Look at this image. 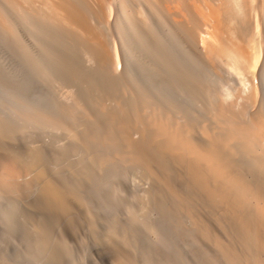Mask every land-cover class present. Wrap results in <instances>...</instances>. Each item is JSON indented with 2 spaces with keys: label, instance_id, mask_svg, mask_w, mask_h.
Returning <instances> with one entry per match:
<instances>
[{
  "label": "bare ground",
  "instance_id": "1",
  "mask_svg": "<svg viewBox=\"0 0 264 264\" xmlns=\"http://www.w3.org/2000/svg\"><path fill=\"white\" fill-rule=\"evenodd\" d=\"M46 1L63 25L0 0V264H65L78 225L134 264H264V0Z\"/></svg>",
  "mask_w": 264,
  "mask_h": 264
},
{
  "label": "rangeland",
  "instance_id": "2",
  "mask_svg": "<svg viewBox=\"0 0 264 264\" xmlns=\"http://www.w3.org/2000/svg\"><path fill=\"white\" fill-rule=\"evenodd\" d=\"M32 3H30V5L32 6H28V7H31V11L33 13H35V9L36 8H41L43 14L46 15V17H48V21L46 20V23L48 25V27H50L51 25L53 26L54 25H57V23H60V25H63L64 23V20L61 19V15L60 13H57L56 11V8L54 7L53 4H51L50 2L46 1V0H40L37 2V0H31ZM42 1V3H41ZM91 1V6L94 10H97L98 9V6H99V3L97 0H90ZM179 1V0H178ZM192 1V2H191ZM194 0H190L189 1V8H197V6H201L200 5L201 3H203L202 1L200 2V0H196V2H193ZM199 1V2H198ZM37 2V3H36ZM144 4H143V3ZM39 3V4H38ZM139 3V10H138V14H139V19L142 20V19H146V21L148 20V23L152 26V24L150 23L148 17H147V11H146V4H147V1L146 0H141ZM194 3V5H193ZM199 3V4H198ZM38 4V5H37ZM198 4V5H197ZM29 5V4H27ZM193 6V7H192ZM198 6V7H199ZM196 8L194 9L195 11H198L199 8H197L198 10H196ZM200 9H203L200 8ZM132 9L129 8V11H128V14L130 16L134 15L131 11ZM98 11V10H97ZM100 11V10H99ZM207 13V12H206ZM205 13V14H206ZM209 15V14H208ZM208 18H211L210 16H207ZM44 18V17H43ZM142 18V19H141ZM51 20V21H50ZM211 20V19H209ZM31 21L33 23H31ZM53 21V22H52ZM28 22H30L31 24H33L34 28L36 29H39L41 30V32L43 33V31H46L45 30V23L44 24H41L40 26L37 25L33 19H29ZM52 22V23H51ZM163 22V20H162ZM59 25V27H61ZM39 27V28H38ZM205 27V26H204ZM44 29V30H43ZM78 30V29H77ZM81 34V33H80ZM171 34L176 36L177 34H173V32L171 31ZM259 51V48L257 49ZM3 57L2 56V60H3ZM7 58V57H6ZM6 60V62H5ZM5 63H8V58L7 59H4L3 60ZM68 89V88H66ZM5 91L6 89H2V92L5 94ZM129 177L126 181V183H124V185L126 184L127 185V189L129 190V188L132 187L133 185V188L132 191L134 192H126V190L123 192L125 193L123 195L124 197V201H125V204L127 207H129V209L133 212H136L139 216H141L142 218H145L147 216H154L156 214L155 212V209L153 210V208H156L157 206L155 205V203L153 201H150L148 198H147V195L145 196L144 194H146L145 189H147V187H149V182L147 181V178L141 176L142 173H139L137 171L136 173V170L134 169H131L129 171ZM130 185V187L128 188V184ZM132 183V184H131ZM125 185V186H126ZM135 185H137L136 187H134ZM143 187V188H142ZM137 190H136V189ZM142 188V189H141ZM136 190V191H135ZM141 192V193H140ZM134 195V196H133ZM4 196H5V193H4ZM128 196V197H127ZM142 196V197H141ZM5 198L7 199H10L8 198L7 196H5ZM24 199V200H23ZM27 199L25 198H22V202L21 204L23 205H27L28 202H26ZM28 201V200H27ZM144 201V202H143ZM147 201V202H146ZM7 202V201H5ZM24 202V203H23ZM26 202V204H25ZM151 202V203H150ZM20 204V206H21ZM97 204V203H96ZM95 204V208L97 207V210L99 212H101L102 214L105 215L104 211L101 210L102 208L99 205V203L96 205ZM145 206V207H144ZM156 206V207H155ZM25 210V207L22 206ZM133 207V208H132ZM100 208V210H99ZM103 211V212H102ZM143 211V212H142ZM114 213V212H113ZM144 213V214H143ZM141 214V215H140ZM147 214V215H146ZM146 215V216H145ZM107 217V216H106ZM108 220H111L113 218V215L109 216L108 215ZM148 218V217H147ZM80 227V225H78V228ZM76 228L75 229V232H73V235L69 240L72 241L73 243H71L69 241V244L68 246H66V248L64 249V253H66L69 257H64V259L66 258V261L65 264H134L135 262V259L131 257V252L128 250V249H125L124 246H121V244H119V242H115L114 244H111L109 243L107 240H106V236L104 237L103 233L100 235L101 237L98 239L95 237V231L93 228H90L88 225L84 226V230L80 232V229ZM97 228V227H96ZM86 230V231H85ZM98 231V229H97ZM97 231H96V236H99L97 234ZM78 232V234H77ZM87 232V233H86ZM79 237H77L76 235ZM105 234V233H104ZM70 235V236H71ZM75 235V236H74ZM75 237V238H74ZM83 239V240H82ZM106 240V241H105ZM91 241V242H90ZM93 243V244H92ZM75 244V245H74ZM79 246V247H78ZM168 249V248H167ZM67 250V251H66ZM128 250V251H127ZM76 251V252H75ZM70 252V253H69ZM130 255V256H129ZM141 252L138 253L137 257V263L135 264H138V260L140 261L139 264H141ZM130 258H132V261H130ZM134 260V261H133ZM31 261V260H30ZM33 261V260H32ZM31 261V262H32ZM69 261V263H68ZM114 261V262H113ZM118 261V262H117ZM29 262V261H28ZM35 262V261H34ZM32 262V263H34ZM48 263V262H47ZM50 263V262H49Z\"/></svg>",
  "mask_w": 264,
  "mask_h": 264
}]
</instances>
